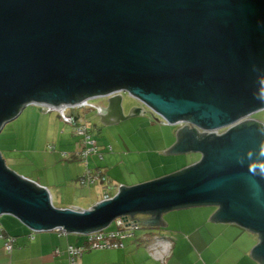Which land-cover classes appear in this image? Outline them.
<instances>
[{
  "label": "water",
  "instance_id": "1",
  "mask_svg": "<svg viewBox=\"0 0 264 264\" xmlns=\"http://www.w3.org/2000/svg\"><path fill=\"white\" fill-rule=\"evenodd\" d=\"M85 91L105 100L90 108L103 125L149 111L228 133L207 143L185 126L166 153L195 150L198 165L88 210L55 208L0 154V217L36 233H83L131 214L215 205L218 219L264 235L262 130L231 131L264 110V0H0V130L26 105L74 104ZM123 93L144 107L125 114ZM250 255L264 259V236Z\"/></svg>",
  "mask_w": 264,
  "mask_h": 264
},
{
  "label": "crops",
  "instance_id": "2",
  "mask_svg": "<svg viewBox=\"0 0 264 264\" xmlns=\"http://www.w3.org/2000/svg\"><path fill=\"white\" fill-rule=\"evenodd\" d=\"M86 110L87 108L71 110L69 114L73 115L72 118L76 122L78 114ZM124 111L125 114H128L130 110L124 108ZM161 119L163 120V118ZM122 122L124 121L104 125V127L111 128ZM70 124L75 126L72 122ZM147 126L153 130L161 127L157 118ZM184 127L185 125L179 127L170 141L165 139L163 141L160 137L152 136L150 141L154 145H159V148L151 149V151L138 150L139 159H131L130 151L120 147L118 143L113 147L106 140L100 141L98 154L90 156L88 161H101L99 163L101 165L92 170L99 169L102 172L103 177L98 181L108 191L104 193L103 197H99L97 194L95 199H92V195L90 197L82 195L76 199L75 203L69 205L60 203V208L88 210L107 197L113 198L120 192V189H129L157 181L198 165L203 155L195 150H189L186 153H166L178 142V133ZM97 133L100 131L98 130ZM145 143L149 146L147 141ZM60 145L73 151L71 154L61 153L62 157H64L63 154H66L67 157L64 158L70 162L80 160L79 153L83 149L82 143H77L75 149L72 143L63 144L60 142ZM143 153L147 155L145 158H142ZM82 174L77 173L78 179ZM38 184L41 188L48 190L52 200H55L57 196L55 194H58V190L61 188L60 182L54 183L50 180L49 183L38 182ZM111 191H114L113 194ZM57 200L63 201L59 198ZM219 210L220 207L215 205L189 206L160 212L153 219V215L138 217L142 224L139 234H136L133 239L127 240L123 248L88 249L84 252L80 264H161L149 255L147 249L155 235L172 242L170 255L165 264H221V259L225 255L236 257L228 264H260L250 255L251 251L260 244L259 236L237 223L218 219ZM111 224L116 227L114 221ZM1 228L5 230L6 235L16 237V242L12 251L8 252L4 240L0 238V264H70L68 247L70 245L75 247L86 245L84 235L74 233L60 235L57 231L33 233L12 215L0 217ZM31 235H33V239L30 238ZM57 249L60 250V254H55Z\"/></svg>",
  "mask_w": 264,
  "mask_h": 264
},
{
  "label": "rangeland",
  "instance_id": "3",
  "mask_svg": "<svg viewBox=\"0 0 264 264\" xmlns=\"http://www.w3.org/2000/svg\"><path fill=\"white\" fill-rule=\"evenodd\" d=\"M122 96L125 109L131 110L136 106H141V103L130 94L123 93ZM90 103L93 106L106 104L105 100L97 98L90 99ZM147 112L111 128L104 127L94 109L87 108L86 111H81L80 115L82 123L86 124L97 145L100 141L105 140L113 147L118 143L120 147L130 151L131 159H139L138 150L151 151V149L159 148V145H154L150 141L152 136L160 137L163 141L164 139L170 141L172 135L181 127V125L167 124L158 116ZM156 118L160 122V128L163 129L153 130L147 126ZM253 118L264 124V110L255 113ZM98 130L100 133H97ZM217 131L219 132V130L209 132ZM83 140L84 136L76 132V126L63 122L57 112L48 113L37 105L29 104L20 111L18 117L6 122L1 128L0 154L6 166L18 176L29 177V180L37 184L38 182L49 183L50 180L54 183L60 182L61 188L58 190V194H55L57 195L55 200L52 201L55 208L63 209L60 208V203L63 205L75 203L76 199L82 195L84 197L92 195V199H95L97 194L99 197H103L104 193L108 191L106 187L101 186L100 181L86 186L81 185L77 173H84L85 164L81 159V161L77 159V161L70 162L61 155L65 152L71 154L73 151L61 147L60 142L63 144L72 143L75 149L77 143H83ZM146 141L149 146L145 143ZM146 156V153L142 154V158ZM89 163L90 169L101 165L99 164L101 161L98 160H90L88 165ZM113 192L111 191V194ZM58 198L63 201L59 202ZM138 216L142 217L143 215L139 214ZM112 225L109 228H115ZM136 234H139V231ZM235 259L234 255H225L221 259V264H228Z\"/></svg>",
  "mask_w": 264,
  "mask_h": 264
},
{
  "label": "built area",
  "instance_id": "4",
  "mask_svg": "<svg viewBox=\"0 0 264 264\" xmlns=\"http://www.w3.org/2000/svg\"><path fill=\"white\" fill-rule=\"evenodd\" d=\"M115 94V92H112L108 94L107 96L110 98ZM34 105H37L41 107L46 112H54L57 111L60 115V118L65 123H71L73 122L72 117H70L69 111L71 110H81L86 108H93V106L90 103V99L81 100L74 104H60V105H51L48 103H32ZM250 120V117L241 119L235 126L238 124H241L245 121ZM76 132L84 136L83 140V149L79 153V157L82 160L83 164H85L84 173L80 177V184L83 186L94 184L98 180L102 179V172L98 170H92L89 168L88 165V158L92 155H97L99 152L97 142L94 140L91 132H89V129L87 128L86 124H83L81 119H78L76 121ZM181 126L190 125L194 126L189 122H181ZM196 130H198L201 133L205 134H218L219 132L211 133L209 131L212 130H203L201 128H198L194 126ZM112 148L110 147V151ZM64 157H67L66 154H63ZM35 184V183H34ZM37 187L41 188L38 184H35ZM121 191V189L119 190ZM110 199V198H106ZM114 223L116 224L115 228H109L108 226L105 230L97 231V232H89L86 234V245L75 247L73 245H70L67 249L68 255H69V262L70 264H80L81 259L83 257V254L86 250H109V249H120L123 248L125 245V242L129 239H133L136 236L137 231L141 229V223L135 219H132L128 216L125 218L121 217L114 220ZM60 235H67L68 232L57 229L56 230ZM33 232V231H32ZM35 233V232H33ZM0 238L4 240L5 248L8 252H11L12 249L15 246L16 239L13 236L6 235L3 228L0 229ZM31 239H33V235L30 236ZM172 248V242L168 239L162 238L161 236L155 235L152 238V241L150 242L148 246V252L149 255L155 259L156 261L160 262L161 264H165L167 258L170 255V250ZM60 250L57 249L55 251V254H60Z\"/></svg>",
  "mask_w": 264,
  "mask_h": 264
},
{
  "label": "trees",
  "instance_id": "5",
  "mask_svg": "<svg viewBox=\"0 0 264 264\" xmlns=\"http://www.w3.org/2000/svg\"><path fill=\"white\" fill-rule=\"evenodd\" d=\"M97 94H98L97 91H92V92H88L87 95H85V97H86V99H90V98H92V97H96ZM86 99H84V100H86ZM18 111H20V108L17 110V112H18ZM12 115H13V114H11V115H9V116H12ZM9 116H8V117H9ZM250 118H251V120L245 121V122L241 123L240 125H237V126H236L233 130H231V131L235 132V131H239V130H241V129H243V128L251 127V126H253V127H257V128H259V129L262 130V131H261V137H262V139H263V141H264V129L262 128V127H264L263 124L260 123V122H258V121H256V120L253 118V116H251ZM4 119H7V116H4V117L1 118V120H4ZM203 130H206V129H203ZM229 132H230V131H229ZM227 133H228V132H226V133L223 134V135H218V134H205V133H201V132L197 131V135H198L199 140H203V141H205V142H207V143H215V142L221 141V140L223 139V136H225ZM158 214H160V212H150V213H145V214H142V215H143V216H145V215H153V216H155V215H158ZM138 215H139V214H131V215H128V217H130V218H132V219H135V220H137V221L140 222V219L138 218V217H139ZM140 223H141V222H140ZM141 225H142V224H141ZM99 229H102V228H99ZM95 230H98V229H94V230H90V231H95ZM248 230H249V229H248ZM4 231H5V230H4ZM90 231H86V232H83V233H74V234L84 235L85 238H86V234L89 233ZM250 231L256 233V234L259 236V238H260V244H261V242L263 241V236H264V235L261 234V233L255 232V231H253V230H250ZM13 237H14V236H13ZM14 238L16 239V237H14ZM86 239H87V238H86ZM256 259H257L261 264H264V259L259 258V257H257Z\"/></svg>",
  "mask_w": 264,
  "mask_h": 264
},
{
  "label": "flooded vegetation",
  "instance_id": "6",
  "mask_svg": "<svg viewBox=\"0 0 264 264\" xmlns=\"http://www.w3.org/2000/svg\"><path fill=\"white\" fill-rule=\"evenodd\" d=\"M87 91H85V92H81V96H85V95H87ZM140 102V101H139ZM141 103V106L140 107H144V105H143V103L142 102H140ZM70 117H73V115L71 116L70 115ZM73 119V118H72ZM74 120V119H73ZM250 120H251V118H250ZM72 123H74L75 125L77 124L76 122H75V120L72 122ZM238 125H240V124H238ZM186 127H188V128H192L194 131L196 130L195 129V127L194 126H186ZM198 130H196V132H197ZM226 133V130H221V131H219V133H218V135H223V134H225Z\"/></svg>",
  "mask_w": 264,
  "mask_h": 264
}]
</instances>
